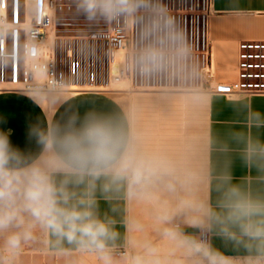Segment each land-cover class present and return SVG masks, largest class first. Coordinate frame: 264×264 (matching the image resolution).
I'll list each match as a JSON object with an SVG mask.
<instances>
[{
	"label": "clouds",
	"instance_id": "1",
	"mask_svg": "<svg viewBox=\"0 0 264 264\" xmlns=\"http://www.w3.org/2000/svg\"><path fill=\"white\" fill-rule=\"evenodd\" d=\"M147 0H78L89 19L112 20L133 16ZM169 26L171 21L168 22ZM179 51L181 36H172ZM159 56L147 48L137 56L143 72L157 70ZM40 146L37 155L16 147L7 132H0V264H19L25 245L38 233L49 237L58 257L93 254L100 264H264V195H254L245 185L232 183L224 172L216 184L215 205L194 194L171 170L155 167L137 154L130 140L107 118L86 115L77 126H48L30 131ZM244 160L264 172V144L249 140ZM157 185L175 198L174 206L156 207L153 216L165 253L151 240L138 241L144 225L124 220L125 254H118L121 233L116 220L97 213V191L105 200L125 189L126 199L154 203ZM184 224L202 234L211 233L225 247L243 249L245 255L226 256L207 239L186 233ZM67 244L70 247H64Z\"/></svg>",
	"mask_w": 264,
	"mask_h": 264
},
{
	"label": "crops",
	"instance_id": "2",
	"mask_svg": "<svg viewBox=\"0 0 264 264\" xmlns=\"http://www.w3.org/2000/svg\"><path fill=\"white\" fill-rule=\"evenodd\" d=\"M211 6L208 39L214 80L231 82L237 73L238 41L264 37V0H212ZM12 99L16 101L13 109L16 112L27 105L16 96ZM38 99L30 97L28 101L37 103ZM27 110L30 109L27 107ZM29 114L32 115L31 110ZM86 115L109 119L132 142L140 157L155 167L171 170L182 182L189 183L194 194L207 197L213 205L219 195L218 178L226 171L231 174L232 183L245 185L254 195H264V172L244 160L249 140L264 144V94L131 92L125 105L110 92L91 90L72 93L60 100L47 127L63 128L73 121L79 126ZM113 195L112 200H105L97 191V213L101 219L116 220V229L121 233L118 254L127 252L123 246L126 235L123 222L127 218L144 225L142 234H133L135 239L156 242L167 253L168 246L160 241L153 216L158 206L173 207L175 198L160 185L153 191L154 203L126 199L123 188ZM173 222L188 234L199 232L185 225L182 216L174 217ZM208 241L228 257L245 255L243 249L225 247L211 233ZM44 248V255L34 257L31 264H100L93 254L58 257L47 234H44Z\"/></svg>",
	"mask_w": 264,
	"mask_h": 264
},
{
	"label": "built area",
	"instance_id": "3",
	"mask_svg": "<svg viewBox=\"0 0 264 264\" xmlns=\"http://www.w3.org/2000/svg\"><path fill=\"white\" fill-rule=\"evenodd\" d=\"M211 1L147 0V6L131 17L105 19L89 27L86 35H74L84 44L83 49L75 52L69 43L59 61L57 13L77 3L33 0L29 7L24 0L21 12V0H0V86L24 91L113 92L118 90L107 88L114 83L134 92L264 94V37L240 39L236 78L231 82L214 80L208 39ZM51 27L55 38L51 50L46 51ZM176 32L181 36L183 52L172 39ZM147 48L156 50L159 67L146 73L137 56ZM43 57L44 65H30ZM197 236L208 240V234L198 232Z\"/></svg>",
	"mask_w": 264,
	"mask_h": 264
},
{
	"label": "rangeland",
	"instance_id": "4",
	"mask_svg": "<svg viewBox=\"0 0 264 264\" xmlns=\"http://www.w3.org/2000/svg\"><path fill=\"white\" fill-rule=\"evenodd\" d=\"M65 3H78V0H62ZM23 3L24 0H21V12L23 11ZM106 21L105 18L101 16H97L93 19H89L86 17L77 6H73L72 8H63L59 10L56 18V34L61 37L57 40L56 53L58 55L59 61L61 57V53L64 52L66 48H69V43L71 45V49L73 51L81 50L84 47L79 43V39L74 35H86L88 33V28L97 26L98 23H102ZM22 40V38H21ZM67 45V46H66ZM68 50V49H67ZM20 55H22V49H20ZM92 87V86H91ZM126 87L124 84H114L110 85V88L107 89H115L118 91L110 92L116 99L121 101L126 105L127 100L129 98L130 93H134V91L123 90ZM106 89V88H102ZM79 93L87 92L83 90H76ZM95 91V90H92ZM99 92H109L105 90H96ZM123 92V93H120ZM137 92V91H135ZM72 94L67 91L60 92H46V91H24V90H13L9 88H0V132H7L10 135L12 143L18 147L21 151L26 150L30 151L29 155H37L40 151V146L36 143L34 136L30 135V131L34 129L45 130L47 127V122L49 117L51 116L54 107L62 100L64 97ZM17 97L19 100L26 102L21 110H17V112L25 111L28 114L27 122L16 123L15 125H7L8 118L6 117V109L9 106H15V102L12 97ZM37 97V103H30L28 98ZM15 99V100H18ZM22 107V106H21ZM27 107L31 110L32 115L29 114L30 110H27ZM23 109V110H22ZM26 109V110H25ZM30 120H32L30 122ZM30 122V123H29ZM29 123V124H28ZM10 124V122H9ZM28 124V125H26ZM5 126L6 128H1ZM17 139V140H16ZM44 234L38 233L36 238L31 241L29 244L25 245L23 254L20 257L19 264H31L34 261V257L43 256L45 252L44 248Z\"/></svg>",
	"mask_w": 264,
	"mask_h": 264
},
{
	"label": "bare ground",
	"instance_id": "5",
	"mask_svg": "<svg viewBox=\"0 0 264 264\" xmlns=\"http://www.w3.org/2000/svg\"><path fill=\"white\" fill-rule=\"evenodd\" d=\"M33 0H28V3H29V7H30V3L32 2ZM48 9V8H47ZM48 11H49V13H51L52 14V12H53V8L52 7H50L49 9H48ZM30 17H31V15L29 14L28 15V20L30 19ZM54 38H55V32H54V28L53 27H51V28H49L48 29V32H47V39H46V44H45V50L46 51H48V50H51V48H52V45H53V41H54ZM44 56H46L45 54H44ZM34 61V60H33ZM44 63H45V58L43 57V59H39V60H35L34 62H32V63H30V65L31 66H34V67H40V65H44ZM43 67V66H42ZM210 68H211V66H210ZM120 85H123V84H120ZM3 87H5V88H9V89H12L10 86H8V85H2V86H0V88H3ZM75 89V88H74ZM13 90H15V89H13ZM83 91H87V90H83ZM96 91V90H95ZM67 92H69V93H79L78 91H76V90H69V91H67ZM14 109V106L12 107V106H9L7 109H6V111H5V113H6V117L8 118V123H7V125H11V124H13V125H15L16 123H23V122H27V120H28V114H27V112H25V111H22V112H16V111H14L13 110ZM9 122H10V124H9Z\"/></svg>",
	"mask_w": 264,
	"mask_h": 264
}]
</instances>
